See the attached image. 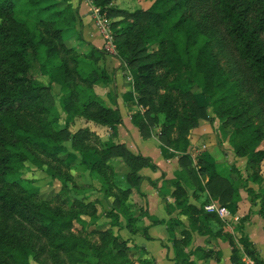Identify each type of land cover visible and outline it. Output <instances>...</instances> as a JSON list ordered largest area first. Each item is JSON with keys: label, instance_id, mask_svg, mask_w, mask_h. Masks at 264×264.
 Returning <instances> with one entry per match:
<instances>
[{"label": "trees", "instance_id": "16d2710c", "mask_svg": "<svg viewBox=\"0 0 264 264\" xmlns=\"http://www.w3.org/2000/svg\"><path fill=\"white\" fill-rule=\"evenodd\" d=\"M113 1L91 0L103 15L113 17L115 56L126 73H132L138 103L145 107L133 114V123L143 136H151L152 125L163 114L158 137L180 156L181 179L174 183L173 195L191 227L209 232L210 221H220L216 213L189 204L185 185L203 191L201 177L206 175L211 194L223 205L239 202L240 189L245 188L261 199L259 213L264 215V192L250 187L238 168H232L234 179H222L209 154L203 153L194 164L189 151L192 129L214 119L208 113L211 107L219 119L234 122L235 154L247 157L253 181L263 182L264 0H152L148 8L134 11ZM77 24L71 0H0V264H47L42 256L50 250L63 253L70 264H158L139 255L135 248L144 247L131 246L120 233L125 228L139 232L137 214L112 209L106 214L109 222L98 224L99 200L73 194L79 186L72 168L97 173L105 194L112 196L115 178L106 171L112 156L131 158L137 171L152 163L125 145L95 148L88 128L70 131L77 117L113 131L122 122L120 110L94 89L112 80L101 63L108 53L94 45L81 53L66 42L80 33ZM54 84L60 86L65 118L52 101ZM67 140L80 158L73 152L61 155ZM76 158L78 165H73ZM34 167L59 182L51 198H44L39 189L23 188L24 182L34 181L25 176ZM130 176L138 187L141 176L136 171ZM129 193L123 191L125 200ZM180 223L170 226L173 237ZM76 224L81 225L78 231ZM143 231L146 235L147 229ZM183 234V239L173 238L175 246L187 244L190 233L185 229ZM238 242L233 244L234 264H245V256L264 264L247 236ZM132 250L138 254L136 261L129 254Z\"/></svg>", "mask_w": 264, "mask_h": 264}, {"label": "crops", "instance_id": "0c3cea01", "mask_svg": "<svg viewBox=\"0 0 264 264\" xmlns=\"http://www.w3.org/2000/svg\"><path fill=\"white\" fill-rule=\"evenodd\" d=\"M74 10L78 13L77 29L82 33L84 39L95 47L101 49L103 38L95 25L93 17V4L90 0H71ZM73 36H70L72 38ZM69 39V38H68ZM101 63L106 67L112 80L104 86H100V96L107 101L109 106L118 108L122 115V122L115 127L114 132L110 127L98 125L94 128L104 140H121L134 154H141L151 159V164L138 169L137 174L142 179L135 193L136 201L141 203L140 211L137 213V226L140 228L137 234H132L127 228L126 237L130 239L131 246H142L144 250L135 248L139 255L154 259L158 264H184L183 260L193 261L194 264H234L231 257L233 244H239L240 236H247L257 247L264 260V215L259 213L260 202H249L246 199L244 188L240 189L241 199L234 205H223L219 198L213 196L207 186L209 177L202 176L205 190L201 191L196 186L185 185L189 204L201 208L210 203H217L228 208L230 214L220 216V221H210L209 232L206 230L192 228L189 216L182 212L173 195L174 183L181 179L179 176L180 156L170 148H163L161 141L154 132L151 136H143L140 129L133 123L132 116L140 111L137 106L135 92L130 80L129 72L126 73L119 58L106 54ZM198 129V128H197ZM190 135V154L197 162L199 156L209 154L216 164L219 176L225 180L233 177V163L240 159L233 150H225L227 153H219L215 141L204 143L206 149L197 150L200 146V134L195 135L196 130ZM210 133L209 131L201 132ZM109 135V137H108ZM108 137V138H107ZM203 150V151H202ZM215 154L218 155L215 160ZM214 156V157H213ZM219 166L227 169L228 174L222 175ZM241 166H238L240 169ZM183 181V179H182ZM183 184H185L183 182ZM248 216V217H247ZM244 217H247L244 220ZM244 220V221H243ZM159 221V222H156ZM181 222L175 227V237L185 238L183 230H188L189 241L186 245L175 246L171 235V225ZM201 226V225H200ZM144 228L147 229L146 235ZM201 228V227H200Z\"/></svg>", "mask_w": 264, "mask_h": 264}, {"label": "rangeland", "instance_id": "374dc122", "mask_svg": "<svg viewBox=\"0 0 264 264\" xmlns=\"http://www.w3.org/2000/svg\"><path fill=\"white\" fill-rule=\"evenodd\" d=\"M115 6H118L122 9H126L129 11H134L138 8H148L151 4H152V0H114L113 1ZM93 13V12H92ZM94 15V13H93ZM106 20L108 21L109 25L111 26V22L113 21V17H109L107 15H104ZM119 16H117L118 18ZM116 18V17H114ZM95 25L99 30V24H97V22L95 21ZM78 30V29H77ZM80 32V31H79ZM73 37L70 38L68 37L66 42L69 46H76L78 48V51L81 53H87L91 47L92 44H90L89 42H87L82 33H76L72 35ZM81 40H80V37ZM84 42H83V41ZM115 56V55H114ZM129 71V69H128ZM129 74L131 76V84L133 86L134 89V85H133V75L132 73ZM41 80H43L45 82V84L48 83V79L46 77H41ZM107 84H96L94 86L95 92L100 96L99 88L100 86H104ZM135 92V98L137 101V106L139 107L140 111H144L145 107H143L142 105H140L138 103V95L137 92L134 90ZM52 93H53V98L52 101L55 103L56 107L58 108V110L60 111V113L62 114V117L65 118L66 117V113L63 111V106H62V93L60 90V86L57 84L53 85L52 88ZM101 97V96H100ZM105 102L107 103V101L105 100ZM208 113L211 117H213L214 119L212 121L209 120H202L200 122V125L194 129H192L191 131V135L192 132L196 130L195 135L198 136V134H200L199 138V143L200 146L198 148H196L197 150L200 149H206V147H203L204 143H209L211 141H215L216 145L218 147V151L219 153H224L225 155L227 154L225 152V150H233V152L235 153L232 145H231V135L233 132V124L234 122L232 120L229 119H219L218 117L215 116V113L213 112V109L211 107H208ZM160 116V122L157 124H153L152 126V130L153 133L157 132V135H160V129L162 126V121H163V114H159ZM64 121L62 120V126H64ZM101 125L93 120H89L85 117H77L75 119V121L70 125V131L73 133L77 132L79 129L81 128H88L91 132H93L94 136L91 137L90 139V145L94 146L97 149H102L103 147H106L110 144H121V145H125L127 148L128 146L125 143H122L121 140L119 141H111L110 137L109 139H106V141L104 140V137H102L94 128H96V126ZM104 126V125H102ZM109 127V126H106ZM209 131L210 133H203L201 134V132H206ZM114 132V131H113ZM107 137V138H108ZM163 148H168L167 145L165 143H161ZM64 146H65V150L61 151V155L62 156H67L68 152H73L76 154V156L78 158L81 157L80 153L73 150L72 148V141L71 140H67L64 142ZM261 147H264V141L261 145ZM203 151V150H202ZM236 155V154H235ZM214 157V156H213ZM216 157H218L217 154H215V160L217 159ZM71 158V157H70ZM78 158H76V160L73 161V165H78L77 160ZM96 158L99 159V155H96ZM107 163H109V166H111V168H107L106 171L108 172V174H111V178H115V187H113L112 189V196H107L105 194V190L102 188V182L100 180V176L97 173H93L90 171V169H75L72 168V173L74 174V179L75 182L78 184V188L76 189V191H73V194L76 196H79V198H82L84 195H87L89 200H94V199H98L99 202L97 204L98 207V212L100 215V219L98 221V224H102L104 222H109L110 218H108L106 216V214L111 211L112 209H115L119 212V214L121 215H128L129 213H132V215L137 214L140 211L141 208V203H136V202H142L141 199H139V201H136V197H135V193H137L138 189H137V185H134V180L133 177H131L130 175L132 173H134L136 171L137 174V168L134 167L135 163L134 161L129 158V157H120V156H112V158H110ZM241 166V168L239 169L242 173V177L244 180H246L249 184L250 187L254 188L256 190L257 193L259 192H264V161L261 164L260 167V172L259 174H261V176L263 177V182L262 184H258L255 181H253L252 178V170L249 168L248 166V161H247V157H241L240 159L236 160L233 163V167L238 168V166ZM227 169L223 168L222 166H219L218 171L222 174V175H226L228 174V171H226ZM233 177L231 179H234L236 177L235 172L233 171ZM25 176L27 178H31L34 181L33 182H24L23 183V188H26L27 190H40L42 193V196L44 198H51L57 190H59L60 188V184L59 182L53 180L50 176H48L47 173H45L44 169H39V168H31L28 169L25 173ZM70 185H72L70 183ZM85 185H89L90 187H88L87 189L84 187ZM124 190H129L130 193L128 195L127 200H125L124 195H123V191ZM244 191L246 192V199L249 202H261L260 198H256L255 194H252L250 192H248L245 188ZM118 201L119 204H118ZM121 202H123V204H121ZM125 204V205H124ZM86 219H88V217H86ZM123 223H126V218H124L123 216L121 217ZM81 225L80 224H76L75 227V231L80 230ZM127 232V230L125 231ZM124 231H120L121 235L124 237H126V234ZM49 249V248H48ZM131 256L135 259V261L138 259V254L135 251H131ZM47 260V264H61L63 262H65V264H70L66 258V256L63 253H52V251L50 250V252L46 251L43 256H42V260ZM40 260H41V256H40ZM34 264H41L40 261L35 262ZM84 264H93V263H84Z\"/></svg>", "mask_w": 264, "mask_h": 264}, {"label": "built area", "instance_id": "2783aa9c", "mask_svg": "<svg viewBox=\"0 0 264 264\" xmlns=\"http://www.w3.org/2000/svg\"><path fill=\"white\" fill-rule=\"evenodd\" d=\"M91 1V0H90ZM93 17L97 24H99V31L103 38V45L102 48L110 55L117 54V46L115 42L114 32L109 25L108 21L106 20L105 16L101 13L99 7L93 6ZM131 80V77H130ZM205 209L209 212H216L220 216L224 217L230 214L227 207L219 205L217 203H210L205 205ZM245 264H256L254 260L250 259L249 257H244Z\"/></svg>", "mask_w": 264, "mask_h": 264}]
</instances>
